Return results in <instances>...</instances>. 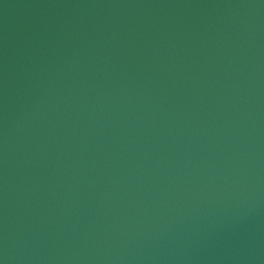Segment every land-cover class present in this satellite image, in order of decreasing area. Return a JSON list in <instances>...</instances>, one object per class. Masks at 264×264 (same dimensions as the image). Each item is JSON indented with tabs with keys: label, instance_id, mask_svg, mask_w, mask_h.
Returning <instances> with one entry per match:
<instances>
[{
	"label": "water",
	"instance_id": "obj_1",
	"mask_svg": "<svg viewBox=\"0 0 264 264\" xmlns=\"http://www.w3.org/2000/svg\"><path fill=\"white\" fill-rule=\"evenodd\" d=\"M0 264H264V0H0Z\"/></svg>",
	"mask_w": 264,
	"mask_h": 264
}]
</instances>
